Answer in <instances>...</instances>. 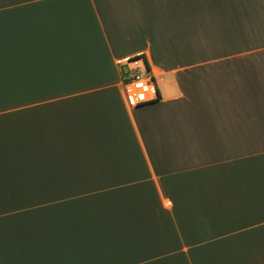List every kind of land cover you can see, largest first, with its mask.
<instances>
[{
	"label": "crops",
	"instance_id": "crops-1",
	"mask_svg": "<svg viewBox=\"0 0 264 264\" xmlns=\"http://www.w3.org/2000/svg\"><path fill=\"white\" fill-rule=\"evenodd\" d=\"M0 264H264V0H0Z\"/></svg>",
	"mask_w": 264,
	"mask_h": 264
},
{
	"label": "built area",
	"instance_id": "built-area-1",
	"mask_svg": "<svg viewBox=\"0 0 264 264\" xmlns=\"http://www.w3.org/2000/svg\"><path fill=\"white\" fill-rule=\"evenodd\" d=\"M135 65L122 76V91L130 106H138L156 99L155 78L144 60L132 61Z\"/></svg>",
	"mask_w": 264,
	"mask_h": 264
},
{
	"label": "rangeland",
	"instance_id": "rangeland-1",
	"mask_svg": "<svg viewBox=\"0 0 264 264\" xmlns=\"http://www.w3.org/2000/svg\"><path fill=\"white\" fill-rule=\"evenodd\" d=\"M122 88V87H121Z\"/></svg>",
	"mask_w": 264,
	"mask_h": 264
},
{
	"label": "trees",
	"instance_id": "trees-1",
	"mask_svg": "<svg viewBox=\"0 0 264 264\" xmlns=\"http://www.w3.org/2000/svg\"><path fill=\"white\" fill-rule=\"evenodd\" d=\"M148 67V66H147Z\"/></svg>",
	"mask_w": 264,
	"mask_h": 264
}]
</instances>
